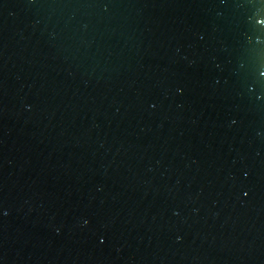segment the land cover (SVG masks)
<instances>
[{"label":"water","instance_id":"water-1","mask_svg":"<svg viewBox=\"0 0 264 264\" xmlns=\"http://www.w3.org/2000/svg\"><path fill=\"white\" fill-rule=\"evenodd\" d=\"M0 264H264V0H0Z\"/></svg>","mask_w":264,"mask_h":264}]
</instances>
